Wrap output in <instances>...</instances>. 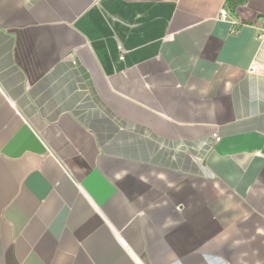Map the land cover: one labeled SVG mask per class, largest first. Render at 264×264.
I'll return each instance as SVG.
<instances>
[{"label": "crops", "instance_id": "obj_1", "mask_svg": "<svg viewBox=\"0 0 264 264\" xmlns=\"http://www.w3.org/2000/svg\"><path fill=\"white\" fill-rule=\"evenodd\" d=\"M236 3L0 0V264H264V0Z\"/></svg>", "mask_w": 264, "mask_h": 264}, {"label": "built area", "instance_id": "obj_2", "mask_svg": "<svg viewBox=\"0 0 264 264\" xmlns=\"http://www.w3.org/2000/svg\"><path fill=\"white\" fill-rule=\"evenodd\" d=\"M229 18H230L229 8H224L221 12V19L223 21H227V20H229ZM232 24H233V31L235 32V34H239V30H240V27L242 24L238 21H232ZM258 30H259L258 39L260 41H263L264 40V21H263L262 26L259 27ZM253 71L258 72V70L256 68ZM216 139H217V141H220V138H216Z\"/></svg>", "mask_w": 264, "mask_h": 264}, {"label": "trees", "instance_id": "obj_3", "mask_svg": "<svg viewBox=\"0 0 264 264\" xmlns=\"http://www.w3.org/2000/svg\"><path fill=\"white\" fill-rule=\"evenodd\" d=\"M229 1L231 2V5L234 6V5L237 4L236 2H238V3H242V2H244L245 0H229ZM234 2H235V3H234Z\"/></svg>", "mask_w": 264, "mask_h": 264}]
</instances>
